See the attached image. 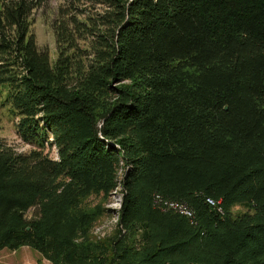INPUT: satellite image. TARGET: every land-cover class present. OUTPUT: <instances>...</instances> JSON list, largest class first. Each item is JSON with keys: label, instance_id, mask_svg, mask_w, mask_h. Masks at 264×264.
<instances>
[{"label": "trees", "instance_id": "obj_1", "mask_svg": "<svg viewBox=\"0 0 264 264\" xmlns=\"http://www.w3.org/2000/svg\"><path fill=\"white\" fill-rule=\"evenodd\" d=\"M49 3L0 0V106L30 146L0 141V251L264 264V0H62L54 62L31 31Z\"/></svg>", "mask_w": 264, "mask_h": 264}, {"label": "rangeland", "instance_id": "obj_2", "mask_svg": "<svg viewBox=\"0 0 264 264\" xmlns=\"http://www.w3.org/2000/svg\"><path fill=\"white\" fill-rule=\"evenodd\" d=\"M62 0H50L48 8L35 14L31 31L35 35L37 45L40 48H47L49 51L51 62L56 59V47L51 29V23L55 13ZM17 119L14 117L8 106H0V141H4L8 146L12 147L16 152L24 153L29 151L30 146L25 145L17 137L15 131V123ZM50 156L56 158L55 150L50 152ZM120 192L116 190L111 194L107 202L103 204L106 210H111L109 215L101 217L95 223L91 230L92 237L103 239L110 235L116 225V210L119 209ZM102 196L90 197L86 202L90 206L102 203ZM237 209H235L236 211ZM0 264H50L44 260L34 250L23 247L16 251H0Z\"/></svg>", "mask_w": 264, "mask_h": 264}, {"label": "built area", "instance_id": "obj_3", "mask_svg": "<svg viewBox=\"0 0 264 264\" xmlns=\"http://www.w3.org/2000/svg\"><path fill=\"white\" fill-rule=\"evenodd\" d=\"M206 201L208 204L214 205V202L211 201L210 199H207ZM153 202L156 207L160 208L163 211L173 210L179 214L186 216L187 218L192 217V212L185 205L181 203L164 200L158 195H155L153 197Z\"/></svg>", "mask_w": 264, "mask_h": 264}, {"label": "water", "instance_id": "obj_4", "mask_svg": "<svg viewBox=\"0 0 264 264\" xmlns=\"http://www.w3.org/2000/svg\"><path fill=\"white\" fill-rule=\"evenodd\" d=\"M225 110H227L226 108H224Z\"/></svg>", "mask_w": 264, "mask_h": 264}]
</instances>
